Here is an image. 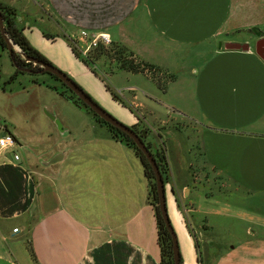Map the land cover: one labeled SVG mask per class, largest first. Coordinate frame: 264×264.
<instances>
[{
    "label": "crops",
    "instance_id": "0c3cea01",
    "mask_svg": "<svg viewBox=\"0 0 264 264\" xmlns=\"http://www.w3.org/2000/svg\"><path fill=\"white\" fill-rule=\"evenodd\" d=\"M44 1L64 32L107 33L114 44L161 69H179L183 53L199 59L182 76L196 81L195 96L168 98L167 114L135 94L121 96L125 107L63 38L49 40L43 31L64 33L51 24L44 30L25 14L17 19L53 64L127 126L147 131L146 142L166 148L167 208L184 264H264V209L243 205L264 207V59L254 47L264 42V0ZM228 43L250 48L229 51ZM33 85L53 103L45 125L36 128L37 161L22 158L16 147L25 148L17 135L23 132L11 131L7 118L1 129L0 138L10 133L16 146L0 157V264H36L29 239L38 264H161L149 181L135 150L52 84ZM126 89L157 98L151 85ZM62 102L68 111L60 110ZM180 118L192 124L175 127ZM206 178L239 190L229 197L209 194ZM21 239L27 255L20 254Z\"/></svg>",
    "mask_w": 264,
    "mask_h": 264
},
{
    "label": "rangeland",
    "instance_id": "374dc122",
    "mask_svg": "<svg viewBox=\"0 0 264 264\" xmlns=\"http://www.w3.org/2000/svg\"><path fill=\"white\" fill-rule=\"evenodd\" d=\"M0 2L17 9L20 16L25 14L28 17H33L34 20L37 22L36 25L40 28H43L44 30L45 29L49 30V24H51V27L54 30L58 29L59 30L58 32L64 33L66 37L70 38L72 43L74 40L75 41L77 40L76 37L78 33H72V31L64 32L67 31L65 30V26L60 24L56 20L50 8L48 7L46 1L43 2V0H40L39 4H36L34 0H0ZM41 16L45 18L44 19L45 22H41L40 20L38 21L37 18H41ZM77 45L78 47H80V44ZM17 54L20 55L23 59H25L21 53L17 52ZM0 55H1L0 60L3 67L0 84L4 85L5 82L9 80L10 76L13 75V73H15L16 68L10 59V53L8 50H6L5 52H2L0 50ZM178 59L179 60L177 62V67H179V69L176 68L172 72L166 69H162L163 74L167 73V74H172L174 76L177 74L181 77L176 83H174V81L172 82V80L169 79L163 80L164 84L166 85L165 90L160 89L156 84V82H154L151 79V77H149L151 79L150 80L143 74L137 76L136 73H130V72L127 73L126 71L119 70L118 63L115 60L107 57H102L100 60L95 62V64H92L91 66L88 67L92 72L95 71L97 76L101 80H104V82L107 83L108 86H110V88L113 91H115L120 97L122 96L127 98L128 97L127 95L129 94L138 95L139 99L145 102L147 105L157 109L158 111L164 114H167L168 108L166 106V103L168 98L173 99L178 96H182L184 94L185 95L190 94L192 96L193 95L195 96L197 93L196 81L192 82L193 84L188 83L187 80H185V78L182 76L185 74V71L186 72L189 71V69L187 68L191 67L194 64H197L199 59L193 56V53H188V54L183 53ZM35 68L36 65L34 64L31 67V69H35ZM58 68L61 69L60 67ZM67 74L70 75L69 73ZM34 78L52 84V86L55 87L59 93L65 91L68 95H72V92L69 89H67L60 80H57L56 78L52 77L50 74L47 73H40L36 75H32L29 72L21 73L19 74L17 80L6 84L5 91L0 89V127H1L0 136L3 135L1 129L3 130L5 128L6 126L5 120L8 119L11 122V124L9 125L11 131L17 130L18 132H23V134H17V135L22 140H24L22 142L25 148L21 149L19 146L16 147V149L20 152L24 160H30V161H37V158L39 156L37 149L38 134L36 128H40L45 125L44 117H49L48 115L50 114L49 112H51L52 110L51 107L53 104L50 103V101H48L47 92H41L40 90H37L36 86L33 85L31 80ZM72 78L74 79V77ZM75 82H77V84L81 86L107 112H109L112 116L117 118L113 113H111L108 109H106L100 103L99 100H97V97H95L92 93L87 91V89L83 85H81L77 80H75ZM137 84L142 87H144V85L147 86L151 85L152 87H156L158 89L157 98L156 99L147 98L146 95L142 93V90L141 91L139 90L138 92L137 90L135 92H129L126 89L128 86H134L137 89ZM168 90H169V94L167 95ZM162 91L166 92V95H164ZM62 103L63 104L59 106L60 110L68 111V108L65 106L66 102H62ZM56 105L58 104L56 103ZM83 109L85 108L83 107ZM90 113L93 115L92 112ZM117 119L121 121L119 118ZM176 121L177 123H175V127L179 129H182L184 127H187L189 124H192L189 120H182L181 118L180 121L179 120ZM151 122H153V120H151ZM202 183L204 186L209 188L208 193L212 195L221 193L222 196L229 197L233 192L239 190L237 188V185H235L234 183L224 181L220 178H215V180L212 182H210L208 178H206L205 181H202ZM241 197L239 198V200L241 199ZM243 205H246L248 207H253L257 211L264 209V207L262 206V202H260V204L255 203L251 205V202L246 203V201L243 200ZM19 243H20V249L22 250L20 251V254L24 253L25 255H27L28 251L26 249L25 239L19 240ZM203 250H204V246H203Z\"/></svg>",
    "mask_w": 264,
    "mask_h": 264
},
{
    "label": "trees",
    "instance_id": "16d2710c",
    "mask_svg": "<svg viewBox=\"0 0 264 264\" xmlns=\"http://www.w3.org/2000/svg\"><path fill=\"white\" fill-rule=\"evenodd\" d=\"M0 11L3 15L6 33L22 49L24 54L35 60L53 64L44 54H42L38 49H36L31 44V42L28 40V38L25 36L24 27L21 26L17 21L18 17H20L17 9L0 2ZM43 34L47 39L53 40V41L56 40L57 38H63L67 42L69 47L71 48L74 55L87 66H91L92 64H95V62L100 60L102 57H107V58L115 60L118 63L119 70L130 72V73H136V74L140 73V74L148 75V77H151V79L154 82H156L158 87L162 90L166 89V85L164 84L163 80H166V79L173 80L174 79V75L167 74V73L163 74L162 73L163 70L160 69L159 67L153 64L138 60L136 57H134L133 53L130 52L124 46H120L114 43L111 46H107V47L104 45H99L98 48L92 51L90 56H88L87 58H84L82 57L78 49L73 45L70 38L66 36H60V35H52L44 31H43ZM0 47H1L0 50L2 52H5L6 50H8V45H7L4 35L1 32V29H0ZM10 58H11L13 65L16 68V71L13 75L10 76L9 80L5 82L4 85L0 84V89L4 91L6 90V84L17 80L19 74L21 73H26L29 71H30L29 73L32 75L41 73V70H42L41 66L36 65L35 69H31L34 63L26 61L17 53H14L13 57H11L10 55ZM0 59H1V55H0ZM2 68L3 67H2L1 60H0V81L2 78ZM93 72L94 74H96L95 71ZM47 74H50V73H47ZM50 75L56 78L57 80H59L56 76L52 74ZM102 81L105 85L107 92L110 93L112 98L115 101L127 107L123 99L115 91H113L110 88V86H108V84L104 82V80ZM32 82L35 84H38L39 79L34 78L32 79ZM62 84L67 89H69L63 82ZM52 89L58 91L55 87H52ZM60 94L66 99H68L69 101L75 103L77 106L82 107V108L84 107L87 112L89 113L92 112L96 120L99 123L109 128V130L111 131L115 139L126 143L128 146H130L131 148L135 150L136 154L139 156V158L141 159L144 165L145 173L149 181V197H150L151 204L155 211V216H156L157 226H158V243H159L161 255H162L161 264H175L172 236L168 228L165 225V222H164V219L162 217L160 207H159V196H158V191H157L155 172L151 164L147 160L146 156L144 155V153L136 146L134 140L129 135H127L125 132L121 131L120 129L112 126L111 124L106 123L103 119H101L98 115H96L90 108H88L73 92H72V95H68L65 91L61 92ZM129 109L131 110V112L134 113V110L132 108H129ZM132 128L137 133H139V130H137L136 127L133 126ZM145 143L147 144L148 148L153 153L156 159V162L160 168V171L165 179V184H166L167 182L166 180L168 177L167 175L170 171V161H169L166 148L163 145L154 147L153 143H148L146 141ZM27 245H28V249L31 253L33 260L35 261L36 264H38L31 239L27 241ZM197 248H198V245H197ZM181 264H184L182 256H181Z\"/></svg>",
    "mask_w": 264,
    "mask_h": 264
},
{
    "label": "water",
    "instance_id": "95a60500",
    "mask_svg": "<svg viewBox=\"0 0 264 264\" xmlns=\"http://www.w3.org/2000/svg\"><path fill=\"white\" fill-rule=\"evenodd\" d=\"M0 29L6 39L8 45V51L11 57H13L14 53L19 52L24 56L26 61L41 66L42 68L41 73L47 72L56 76L96 115H98L106 123L111 124L112 126L125 132L134 140L136 146L144 153V155L146 156L147 160L149 161L155 172L160 211L164 219L165 225L168 228L173 240L174 263L181 264V252L178 243V238L174 230V227L172 225L171 219L169 217L168 208H167L165 179L160 171V168L156 162L153 153L151 152V150L148 148L147 144L144 141V139L147 137L148 132L143 131L141 134H139L132 127L127 126L126 124L122 123L117 118L112 116L99 103H97L81 86H79L72 77H70L63 70L59 69L57 66L39 60H35L33 58L26 56L22 51V49L6 33L4 19L1 11H0ZM17 47L19 49H17ZM224 48L229 51H248L250 47L247 44L243 45L237 43H228L224 46ZM257 52L264 59V55L260 51L259 45L257 46ZM154 147L157 146L154 144Z\"/></svg>",
    "mask_w": 264,
    "mask_h": 264
},
{
    "label": "built area",
    "instance_id": "2783aa9c",
    "mask_svg": "<svg viewBox=\"0 0 264 264\" xmlns=\"http://www.w3.org/2000/svg\"><path fill=\"white\" fill-rule=\"evenodd\" d=\"M76 39V41H73V45L78 49V51L84 58L91 55L92 51L98 48L99 45H104L107 47L113 44V40L109 34L101 32H92L88 30L79 31ZM77 44H80V47H78ZM130 90L134 89L131 88ZM15 146V137L10 133H6L3 137L0 138V157L3 156V153L9 151ZM15 160H19L18 155H15ZM14 232H17V229H15Z\"/></svg>",
    "mask_w": 264,
    "mask_h": 264
},
{
    "label": "flooded vegetation",
    "instance_id": "af4514ba",
    "mask_svg": "<svg viewBox=\"0 0 264 264\" xmlns=\"http://www.w3.org/2000/svg\"><path fill=\"white\" fill-rule=\"evenodd\" d=\"M258 42H259V40H258ZM261 44L259 45V43H255L254 44V47H256V46H258L259 45V47H260V51L263 53V55H264V42L262 41V42H260ZM142 132L141 131H139V134H141ZM145 141H146V138H145Z\"/></svg>",
    "mask_w": 264,
    "mask_h": 264
},
{
    "label": "bare ground",
    "instance_id": "6f19581e",
    "mask_svg": "<svg viewBox=\"0 0 264 264\" xmlns=\"http://www.w3.org/2000/svg\"><path fill=\"white\" fill-rule=\"evenodd\" d=\"M18 48V47H17Z\"/></svg>",
    "mask_w": 264,
    "mask_h": 264
}]
</instances>
